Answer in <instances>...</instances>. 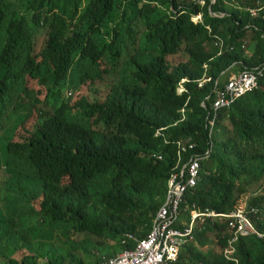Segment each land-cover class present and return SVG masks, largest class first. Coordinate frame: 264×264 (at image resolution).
<instances>
[{
	"label": "trees",
	"instance_id": "obj_1",
	"mask_svg": "<svg viewBox=\"0 0 264 264\" xmlns=\"http://www.w3.org/2000/svg\"><path fill=\"white\" fill-rule=\"evenodd\" d=\"M263 3L0 0V264H93L135 248L172 174L207 152L179 226L247 197L264 235V9L251 13ZM256 67L258 88L211 129L216 89ZM228 221H197L171 264H264V237L231 245ZM103 239L114 245L99 256Z\"/></svg>",
	"mask_w": 264,
	"mask_h": 264
},
{
	"label": "built area",
	"instance_id": "obj_2",
	"mask_svg": "<svg viewBox=\"0 0 264 264\" xmlns=\"http://www.w3.org/2000/svg\"><path fill=\"white\" fill-rule=\"evenodd\" d=\"M262 9H264V3L259 8L251 9V13L256 15ZM196 18H198L197 21L201 20V17ZM220 46H222V42H220ZM262 75L263 70L260 67L252 70L245 69L233 73L224 81L222 87L216 89L211 113L213 117L211 118L212 120L209 119L211 129H213L221 111L230 109L241 97L258 88L259 79ZM184 91L185 89L183 88ZM203 106L205 107L204 104ZM177 144L180 150L178 157L180 162L182 153L194 149L195 144L190 143V140L179 141ZM209 156L210 152L203 156L193 155L180 171L172 174L168 184L166 202L156 213L151 230L145 239H134L136 241L135 248L124 250L113 257H104L100 262H95L94 264L174 263L178 260L183 247L194 240L193 232L197 221L204 222L206 217L229 219V228L234 233V237L230 242L231 245L240 237L257 236L263 238L264 235L257 231L252 219L249 217L248 213L250 212L247 211L246 206L243 208L238 206L231 214H217L208 210L205 213L194 211L190 222H182L181 225L184 228L179 226L181 205L184 203L189 190L196 188L201 182L202 163ZM157 158L159 160L163 159L161 155H158ZM254 214H257V212H254ZM129 238L133 239L132 236ZM125 243L126 241H123V244ZM226 252L230 254L233 249H228Z\"/></svg>",
	"mask_w": 264,
	"mask_h": 264
},
{
	"label": "rangeland",
	"instance_id": "obj_3",
	"mask_svg": "<svg viewBox=\"0 0 264 264\" xmlns=\"http://www.w3.org/2000/svg\"><path fill=\"white\" fill-rule=\"evenodd\" d=\"M214 2H215V1H214ZM202 3H203V2H202ZM197 19H198V18H195L194 21H197ZM183 88H184V86H183V84H182V85L179 87L178 92H179V93L183 92ZM226 125H228V124H226ZM246 202H247V197L243 198V199L240 201L239 207H240V208H241V207H242V208L245 207V206H246ZM79 239H80V238H79ZM80 240H81V239H80ZM89 240L91 241L90 238H89ZM92 240H93V241H98V240L95 239V238H92ZM101 242H102V244H100L101 246H100V248H97V250H94V251H93L92 246L89 247L88 250H90V252L93 251V252H95L97 255L100 256L99 251H100L102 254L107 253V249H104L105 246L110 247L111 245H114V242H112L111 240H108V239H107V240L103 239V241H101ZM215 242H216V240H215ZM213 245H214V244H209L208 246H209V248H211ZM65 247H66V246H65ZM204 249H207V247H205ZM89 262H91V259H89Z\"/></svg>",
	"mask_w": 264,
	"mask_h": 264
},
{
	"label": "crops",
	"instance_id": "obj_4",
	"mask_svg": "<svg viewBox=\"0 0 264 264\" xmlns=\"http://www.w3.org/2000/svg\"><path fill=\"white\" fill-rule=\"evenodd\" d=\"M94 264V263H93Z\"/></svg>",
	"mask_w": 264,
	"mask_h": 264
}]
</instances>
